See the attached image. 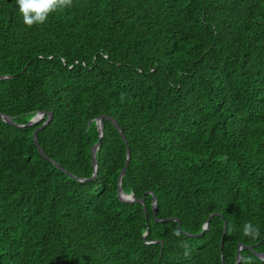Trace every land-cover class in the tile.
I'll return each instance as SVG.
<instances>
[{"label": "trees", "instance_id": "obj_1", "mask_svg": "<svg viewBox=\"0 0 264 264\" xmlns=\"http://www.w3.org/2000/svg\"><path fill=\"white\" fill-rule=\"evenodd\" d=\"M0 77V264H264V0H0Z\"/></svg>", "mask_w": 264, "mask_h": 264}, {"label": "water", "instance_id": "obj_2", "mask_svg": "<svg viewBox=\"0 0 264 264\" xmlns=\"http://www.w3.org/2000/svg\"><path fill=\"white\" fill-rule=\"evenodd\" d=\"M1 79V77H0ZM0 116L2 117V119L7 122L8 124H11V125H14V126H17V127H21V128H25V127H30V126H34V125H37L39 124L40 122L43 121V119L48 116V119L46 120V122H44L40 127H38L35 132H34V139H35V143L36 145L38 146L41 154L45 157V158H48L46 156V154L44 153L39 141H38V132L40 130H42L43 128H45L51 121L52 117H53V113H48V112H40L38 113L36 116H34L27 124L25 125H22V124H17L12 117L6 115V114H3L0 110ZM108 119V120H111L113 122V124L117 127L118 131L120 132L121 136L126 140L125 138V134L123 133L122 129L120 128L118 122L110 117V116H101L99 117L98 121H97V124L99 126V133H100V139L103 138L104 136V120L105 119ZM127 143V141H126ZM100 148V142H98L92 149V156H93V159H92V164H93V167H94V175L91 179L95 178L97 172H98V160H97V157H96V154H97V151L99 150ZM130 157H131V151L130 149H128V160H127V163L125 165V167L123 168L122 170V173L120 175V179H119V198L123 201V202H131V203H138V202H141V203H144V200L143 199H138L135 197L134 194H128L126 192L123 191V188H122V178H123V175L126 173L127 171V168H128V165H129V161H130ZM54 164H56V166H58L59 168H61L62 170H64L58 163L54 162ZM65 171V170H64ZM66 173H68L67 171H65ZM70 176L72 177H75L73 176L71 173H68ZM90 179V180H91ZM83 181H85V179H83ZM157 209H158V206H157V200L154 196V215L156 216L157 215ZM211 217L208 219L207 223L205 224V230L208 229L209 227V221H210ZM171 220H178L177 218H171ZM179 221V220H178ZM205 231H203L201 234H204ZM248 248H251L253 249V247H248L246 245H243V244H240V247H239V250H238V255H237V264L240 263L241 261V251L242 249H248ZM261 258L264 259V255L263 254H258Z\"/></svg>", "mask_w": 264, "mask_h": 264}, {"label": "clouds", "instance_id": "obj_3", "mask_svg": "<svg viewBox=\"0 0 264 264\" xmlns=\"http://www.w3.org/2000/svg\"><path fill=\"white\" fill-rule=\"evenodd\" d=\"M23 23L28 27L36 24H44L49 16L57 11H62L73 6V0H16ZM243 234L246 237L256 238L260 235L259 228L251 222L243 226ZM179 237L180 231L174 232ZM182 247H187L186 242H181Z\"/></svg>", "mask_w": 264, "mask_h": 264}]
</instances>
